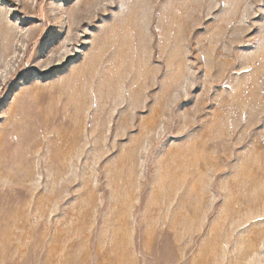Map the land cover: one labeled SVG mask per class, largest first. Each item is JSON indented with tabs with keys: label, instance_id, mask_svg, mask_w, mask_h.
Instances as JSON below:
<instances>
[{
	"label": "rangeland",
	"instance_id": "obj_1",
	"mask_svg": "<svg viewBox=\"0 0 264 264\" xmlns=\"http://www.w3.org/2000/svg\"><path fill=\"white\" fill-rule=\"evenodd\" d=\"M0 264H264V0H0Z\"/></svg>",
	"mask_w": 264,
	"mask_h": 264
},
{
	"label": "bare ground",
	"instance_id": "obj_2",
	"mask_svg": "<svg viewBox=\"0 0 264 264\" xmlns=\"http://www.w3.org/2000/svg\"><path fill=\"white\" fill-rule=\"evenodd\" d=\"M94 2V1H93ZM11 42L13 41V39L10 40ZM74 41V40H73ZM68 56V55H67Z\"/></svg>",
	"mask_w": 264,
	"mask_h": 264
}]
</instances>
